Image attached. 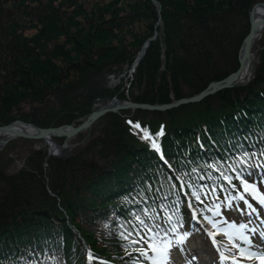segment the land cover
I'll return each mask as SVG.
<instances>
[{"label":"trees","instance_id":"1","mask_svg":"<svg viewBox=\"0 0 264 264\" xmlns=\"http://www.w3.org/2000/svg\"><path fill=\"white\" fill-rule=\"evenodd\" d=\"M156 1L159 11L151 0H0V125L16 119L41 127L76 124L94 110V101L122 96L105 87L104 76L130 67L157 30L159 17L163 42L157 37L148 41L131 80L140 94L130 96L127 88L126 98L162 104L198 93L237 69L249 10L264 0ZM31 29L36 33L28 35ZM62 51L67 65L61 69L48 58ZM259 54L247 86L222 89L168 110L134 111L148 114L151 121L108 112L98 119V131L92 125L85 146L75 155L49 156L44 147L33 150L27 169L13 175L0 172V264H87L85 240L97 244H92L97 239L91 217L97 219L100 211L120 201L108 194L111 186L142 181L132 200L142 203L144 213L153 198L165 194L166 208L174 207V193L182 202L177 180L159 161L150 140L142 138L143 130L160 142L191 193L201 195L193 185L204 183L197 173L211 174L210 184L224 185L209 160L228 176L229 163L247 160L250 166L244 172L254 175L251 161L264 153V49ZM72 71L79 75L62 83ZM35 108L38 117L31 116ZM135 222L130 212L119 226L132 232L138 228ZM133 235L96 247L100 254L115 255L114 263L140 264L134 250L142 242L131 243L139 240Z\"/></svg>","mask_w":264,"mask_h":264},{"label":"rangeland","instance_id":"2","mask_svg":"<svg viewBox=\"0 0 264 264\" xmlns=\"http://www.w3.org/2000/svg\"><path fill=\"white\" fill-rule=\"evenodd\" d=\"M83 1H86V0H83ZM92 1H95V0H92ZM99 1H108V0H99ZM151 1L153 3L154 7L157 9V11H159L160 10V6L157 3V1L156 0H151ZM156 24H157L156 25L157 30L154 32L153 36L150 37L144 43V45L148 46V41L149 40H153L156 37L159 38V40H161L160 42H163L162 38H163L164 32H163V21L161 20V17H159V19H158ZM35 31L36 30L31 29V30H27L26 33L28 35H33V34L36 33ZM126 37H127V39H130V37L128 35ZM128 41H130V40H128ZM53 43H55V42H51L49 44L52 45ZM69 47H71V45L69 43H66V45L64 46L65 49H69ZM254 49L256 50V53H255L256 64H255V68H254V76H255L256 69H257L258 63L260 61L259 52L262 49H264V29H263L261 37L258 38L255 41ZM65 52L66 51H62L60 53H56L54 55H50V58H48V61L50 63L54 64V66H57V68H61V69L64 68L67 65V62L65 60ZM72 55H74V54H72ZM134 59H133V61H134ZM135 70H136V66L135 65L131 66L130 68H128V67L126 68V66L124 65V68L122 69V71H119L117 73V75H114L112 73H108V74H106L104 76L103 82L105 84V87H107V88H109V89H111L113 91H116L117 93L120 92V94L122 95V96H119L117 94L113 95V96H111L110 99H108V101H110L112 98H116L119 101H128L129 99L126 98V95L128 93L127 88H129L128 95L130 94V96H131V94H137V93L140 94V90L138 89V87L136 85H134V84L131 85V80L133 78ZM77 75H79V71H72L70 74H68L67 76L63 77L62 83H65L66 81L74 79ZM254 76H253V78H254ZM253 78H252V80H253ZM244 86H247V84L243 85V86H240V87H244ZM184 87L185 86H183L182 90L186 89ZM236 88H238V87H236ZM107 102H105V101H94L92 103V107L94 109H96L100 105H102L104 103H107ZM135 110L136 109H133V108H125V109H119L115 113H119V114L124 113L123 115H129V116H133V117L139 116L140 118H142L145 121H151L153 119V117L151 118V116H149L148 114L147 115L136 114V113H134ZM38 113H39V109L35 108L31 112V116L32 117H38ZM86 117L79 118V120H80L79 123L82 120H84ZM16 120H21V119H16ZM97 120H95L91 124L90 127L82 129L77 134L71 136L70 137V142H69L70 144H68V147L66 149L61 147V145L64 142V139L63 138H57L58 141H57L56 144H58L60 146H59V151L58 150L57 151L54 150V152H55L54 155L51 154L53 150L50 149L48 142L45 141L44 139L25 138V137H14V138H12L11 140L7 141L4 145L1 144L2 146L0 147V172H3V173L8 174V175H13V174L18 173V171L21 170V169H27L29 167V166H27V160H28V157L33 153V150L42 149L44 147L46 148V151H47L49 156H54V157H58V158H66V157L75 155L82 147L85 146V144L87 142V139H88V137L91 134L90 129H91L92 125L94 127H96L98 124H100L101 119L98 120V121ZM13 121H15V120H13ZM13 121H11V122H13ZM22 121H24V120H22ZM11 122H9V123H11ZM24 122L32 123L30 121H24ZM9 123H6V124H9ZM79 123L75 124V123L62 122L61 124L77 125ZM61 124H59V125H61ZM1 125H5V124H1ZM101 125H103V123H101ZM54 127H56V126H54ZM98 129H99V126H97L95 128V131H98ZM44 165H47V164L44 163ZM78 180L79 181H83L84 179L78 177ZM3 184L4 183L1 181L0 185H3ZM66 185L70 187V183H67ZM2 194H3V192H2V190H0V196ZM80 194H82V191L80 192ZM50 195H51L52 198H56L57 201H60V203L62 202L61 198L56 197V194H52V192H50ZM79 196H80L81 200H86V198H85L86 196L85 195H83L82 197H81V195H79ZM90 237H92V235ZM85 242H86V247H87V249L89 251V248H88L89 244H88V242L86 240H85ZM96 243H99V241L95 240L94 243H92V244H96ZM185 247H188V248L183 253L181 252V255H179L177 253V250L175 251L174 249H172V250L169 249L168 250V253H169L168 260L170 259L173 262V264H176V263L177 264H183L185 261H188V260H189L188 264H216V259L215 258L212 259L210 256H205L204 255V253H206V252H204V253L202 252L203 256L201 255V258L200 257L196 258V259H198V262L196 263V260H194L193 256H197L196 255V254H198L197 250L201 251V249H199V248H201V246H199V243L198 244L197 243H193V240H189L186 243ZM104 253H106V250L104 251ZM102 256H103V254L100 255V257H99L100 260H101ZM35 258H37V256H35ZM114 258H115L114 256H108V255L105 254L104 260L108 261V260H113ZM175 260H177V261L175 262Z\"/></svg>","mask_w":264,"mask_h":264},{"label":"bare ground","instance_id":"3","mask_svg":"<svg viewBox=\"0 0 264 264\" xmlns=\"http://www.w3.org/2000/svg\"><path fill=\"white\" fill-rule=\"evenodd\" d=\"M262 16H264V7L263 6H258L255 8L254 13H253V17L255 19H260ZM263 32V29H262ZM261 32V35H262ZM260 35V37H261ZM258 37V38H260ZM257 38V39H258ZM250 62H246V64L244 65V69L242 71V74L240 76L239 79H241L242 81L247 79L250 75L251 72L253 70V58L250 59ZM112 101H114L113 103H116L115 101H117V99H112ZM33 124V123H32ZM31 123L28 122H24L22 121L20 124H18V122H15L11 125V130H4V131H0V147L2 146L1 143L6 140V139H10V137L13 136V134L15 133V131H22V132H26V133H30V134H35L37 133V128H35ZM36 125V124H34ZM37 126V125H36ZM41 127V126H39ZM151 135V134H150ZM17 137V136H16ZM51 138L47 137L46 139H44L45 141L48 142L49 147L51 150H58L59 151V145H57V138H63L64 142L62 144L63 148L66 149L68 147V144H70V138H67L66 136H58V135H51ZM152 137V135H151ZM8 140V141H9ZM52 151V152H53ZM55 153V152H54ZM209 162L212 164L213 168H217V166H215L212 162V160H209ZM174 171L177 172L176 168L174 167ZM216 172V171H215ZM211 174H206L203 175L201 173H197L196 177L202 178L204 183H198L196 181L193 182V185L197 188L198 191H200L201 195H197L198 198H200L203 194H206L209 190L211 189H215L216 186L218 185V182L216 183H211V181H207L208 180V176H210ZM142 178V177H141ZM139 178V179H141ZM182 179L184 180V178L182 177ZM133 181V180H131ZM178 183V187H179V192L180 195L182 196V201H185V196H184V192L186 194H190L191 192L188 191L187 187H186V181H177ZM142 185V181H135L134 183L118 188L115 186H111L108 189V194L109 195H115L116 198H119L120 201L118 203L117 206L114 207H109L106 209H103L102 211L99 212V214L97 215V219H93V216L91 217V219L93 220V222H95V224L93 223L94 227V236L97 239V241H99V243H97L96 245H88L89 251L88 249L84 251V260L87 264H89V253H91L94 257V259L91 261V264H117L114 263V259L113 260H108L105 261V254L102 256L101 260L99 259L100 257V249L101 248H97L98 246L104 245L103 248H105V246L107 245L108 241H111L117 237H123V236H128L129 233H132V235L128 236L129 238L134 237L133 234L136 235L137 232L140 233V236L138 237L139 240L142 242L141 247L138 249H145V250H150L148 249V244L144 243L143 240H141V237H144L145 239L158 232L157 230L167 226L170 221L174 218L177 220H184L185 216H184V211H185V206L183 204H180L179 207L177 208L179 202H181V200H179L176 196V194H172L173 195V204L174 207L172 209H176V211L171 212L169 210L166 209L165 201H166V194L160 196L159 198H153L152 204L149 206V208L147 207V213H144V209H143V205L142 203H140V206L133 204V200H132V194L134 193V188L139 187ZM210 185V186H209ZM160 188H162L161 183L159 184ZM168 190V189H166ZM172 191V189L170 190ZM168 191V192H170ZM130 194V195H129ZM197 199V198H196ZM139 208L143 211V213L139 210ZM138 211L140 213L141 216L138 217V213L136 212ZM132 212L133 216L135 217V224L133 227H138L139 226V220H143L144 224L147 226V228H142V227H138L137 229H135L132 232H127L126 230L124 231L120 226L119 223L127 218L128 213ZM105 221H109L107 223V225H102L101 221L104 220ZM105 226V227H104ZM151 229V232H148V229ZM121 235V236H119ZM97 246V247H96ZM137 250H134V253L136 254V257H138V260H140V264H142L143 262V257L140 255V252ZM98 250V251H96ZM126 251V250H125ZM123 252H120L119 254H121ZM132 254V252H131ZM111 256H115V255H111ZM131 259H135V256H132L131 258L128 259V261H130Z\"/></svg>","mask_w":264,"mask_h":264},{"label":"water","instance_id":"4","mask_svg":"<svg viewBox=\"0 0 264 264\" xmlns=\"http://www.w3.org/2000/svg\"><path fill=\"white\" fill-rule=\"evenodd\" d=\"M263 6L264 7V1L255 3L252 8L250 9L248 13L249 18V30L247 34L242 39L239 48H238V54H237V60H238V68L229 73L227 76L220 80H214L207 84V86L199 91L198 93H195L191 96L182 97L176 100H173L169 103H162V104H151V103H145V102H135V101H115L116 103H113L112 98L107 103H104L91 111L87 117L82 120L79 124L73 125V124H61L56 127L49 126V127H39L34 124H32L35 128H37V133L30 134L22 131H15L11 138L14 137H25V138H37V139H46L47 137L51 138V135H58V136H66L67 138H70L71 136L77 134L82 129L88 128L91 126V124L97 120L99 117L103 116L104 114L108 112H117L119 109H125V108H133V109H143V110H168L171 108L178 107L182 104L190 103V102H199L202 99H204L206 96L214 94L222 89H228V88H236L243 85L248 84L253 76H254V68L256 64V58L255 53L256 50L254 49L255 41L258 37H260L262 29H264V16H262L260 19H255L253 17V13L256 7ZM155 37V36H154ZM147 44V43H146ZM146 45H142L140 51L138 52L132 66H136L138 61L142 58L144 52H145ZM251 58H253V70L251 72V75L245 79L241 80L239 79L242 71L244 69V65L246 62H250ZM116 99V98H115ZM15 122H18L20 124L22 120H15L9 124L0 125V131L4 130H11V125ZM9 139L4 140L1 144H5ZM58 145V144H57ZM65 145V143H64ZM63 145V146H64ZM60 146V145H59ZM61 145V147H63Z\"/></svg>","mask_w":264,"mask_h":264},{"label":"snow or ice","instance_id":"5","mask_svg":"<svg viewBox=\"0 0 264 264\" xmlns=\"http://www.w3.org/2000/svg\"><path fill=\"white\" fill-rule=\"evenodd\" d=\"M134 127L136 128H140V126L138 124L134 125ZM144 131V137L145 139L150 140L151 142V146L156 149L157 151H159V147L157 145V143L155 142V140L151 137V135L147 132V130H143ZM162 134V133H159ZM158 134V135H159ZM244 190L246 192H252L255 193V188L254 187H250L249 185L245 184L244 185ZM195 195V193H194ZM198 199V197H197ZM238 199H243V196L238 197ZM260 201L262 204H264V197L260 198ZM250 207V206H249ZM139 226L142 228H147V226L144 224L143 220H139ZM213 227L215 228L216 225L213 224ZM241 229H244L246 227V225H241L240 226ZM173 231H175V229H173ZM253 231H255V229H253ZM148 232H151V229H148ZM132 235V233H129L128 236ZM136 235L139 237L140 233L137 232ZM209 235H213L212 233H209ZM128 236H123L124 239H128ZM187 236V233H185V237ZM261 237L264 238V233H261ZM241 239H243L245 244H248L250 247L251 245V241L245 237V236H241ZM141 240H143L144 243L148 244V249H150L154 255L152 257L148 256V250L145 249H138V251L140 252V255L148 260H151V264H166V261L168 259V248L171 247V245L169 244L168 247L164 248V249H160L157 247V243H152L150 241H154L155 237L154 236H148L147 239H145L144 237H141ZM140 240H133L131 241V243H139ZM183 242V238H181L180 240L177 241V243H182ZM262 243H264V239H262ZM240 255L241 256H246V258L252 259V258H256L257 260L260 261V264H264V251H260L259 249H257L256 251H250V250H244V251H240ZM157 257H160V259H157ZM225 257H223L222 255V259H224ZM89 259V264H91V261L94 259L93 255L91 253H89L88 256ZM233 264H237L236 260L233 259Z\"/></svg>","mask_w":264,"mask_h":264}]
</instances>
